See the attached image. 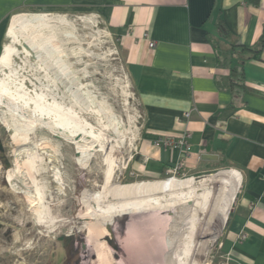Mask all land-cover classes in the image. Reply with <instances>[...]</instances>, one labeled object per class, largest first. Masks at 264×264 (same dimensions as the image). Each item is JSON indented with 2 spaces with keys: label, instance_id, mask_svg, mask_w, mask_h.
<instances>
[{
  "label": "rangeland",
  "instance_id": "1",
  "mask_svg": "<svg viewBox=\"0 0 264 264\" xmlns=\"http://www.w3.org/2000/svg\"><path fill=\"white\" fill-rule=\"evenodd\" d=\"M80 15L27 10L10 21L12 32L0 53V139L9 161L6 165L0 158V264H96L95 253L84 245L83 212L109 205L106 214L91 221L113 227V232H104L117 249L101 239L107 251L100 256L106 261L151 264L139 250L165 239L169 260L163 264H234L221 240L237 188L206 256L197 253L204 231L211 230L208 207L219 209L213 226L225 201L190 190L193 181L232 170L167 174L158 181L126 173L143 118L140 101L116 38L97 17ZM23 43L30 50L18 49ZM25 132L42 146L22 144L29 139ZM29 152L43 159L26 161ZM186 183L180 204L163 203L171 194L140 191ZM124 187L135 190L124 197L131 202L127 210L115 209L122 204L118 199L103 204L105 195Z\"/></svg>",
  "mask_w": 264,
  "mask_h": 264
},
{
  "label": "crops",
  "instance_id": "2",
  "mask_svg": "<svg viewBox=\"0 0 264 264\" xmlns=\"http://www.w3.org/2000/svg\"><path fill=\"white\" fill-rule=\"evenodd\" d=\"M27 10L97 17L108 28L128 64L143 113L126 173L163 178L182 151L157 147L155 139L189 132L191 150L181 173L232 170L190 183L194 194L225 201L213 226L219 209L208 207L211 230L204 231L197 255L206 256L237 188L222 250L234 264H264V49L260 57L244 60L243 86H230L229 66L219 58L232 42L259 40L264 0H0V53L12 17Z\"/></svg>",
  "mask_w": 264,
  "mask_h": 264
},
{
  "label": "bare ground",
  "instance_id": "3",
  "mask_svg": "<svg viewBox=\"0 0 264 264\" xmlns=\"http://www.w3.org/2000/svg\"><path fill=\"white\" fill-rule=\"evenodd\" d=\"M94 23L97 25V27H99L100 25V22H96L97 20L96 19H93ZM25 24V23H24ZM94 29V28H93ZM12 32V29L10 31V34ZM8 47V46H7ZM28 85V83H27ZM28 88V87H27ZM29 89V88H28ZM33 112H38L39 110L37 109H33L32 110ZM36 121L39 120L38 118H35ZM35 121V122H36ZM41 121V120H40ZM35 122L34 123H31L30 126H35ZM38 122V121H37ZM26 135L29 137V139H25L23 142L22 141V144H26V143H31L33 142V140L31 139V135L27 132H25ZM24 137V136H23ZM36 146H40L41 143L39 142H33ZM21 144V145H22ZM38 144V145H37ZM42 146V145H41ZM40 148V147H39ZM38 151V149H37ZM28 153V152H26ZM28 157L25 159L26 161H29V159H32V160H37L36 158L38 157L37 154L33 153V152H29V154L27 155ZM42 158V156H39ZM38 157V158H39ZM43 159V158H42ZM50 161V159H48L47 157L44 158V162L48 163ZM32 162V161H31ZM37 162V161H36ZM38 163V162H37ZM26 164V162H25ZM28 164V168H29V171H30V174H32V177L34 178H37V170H33L30 166V162L27 163ZM42 163L40 164V167H41ZM36 166V165H35ZM42 167H44V165H42ZM37 169V168H36ZM41 169V168H40ZM27 171V172H29ZM30 176V175H29ZM160 183V182H159ZM187 184L189 183H186V184H182V186H179V185H175V186H165V188H162V189H158V187H155V186H158L157 184H154L153 186L155 188H151V189H142L140 191H142V193H153L154 191H161L162 193L160 194H171V196H167L166 198H159V196H155L154 195V198L153 199H163V203H167L169 204L170 202L169 201H175V203L177 204H180L181 202V199L178 197L179 195H182L183 194V190L185 191L186 190V187ZM107 188V187H106ZM118 189V188H117ZM106 190V189H105ZM104 190V191H105ZM116 190V189H115ZM134 188L133 187H130L129 189L128 188H123V189H119V191H112L110 192V194L107 196L105 195L104 199L102 200L103 202L106 201L103 203L105 205V203L110 202V199L114 198V199H118L120 202L122 201V204L121 205H118L115 207V209H120L122 208L121 210H127L125 207L129 206V204H131V202H129V198L128 199H125L124 197H129L131 196V194L135 193L134 192ZM138 191V192H140ZM37 194V192H36ZM141 194V193H140ZM124 195V196H123ZM153 196V195H152ZM124 198V199H123ZM100 200V199H99ZM114 202V201H113ZM161 202V201H160ZM159 202V203H160ZM174 203V202H172ZM87 204V203H86ZM96 204V203H95ZM152 204V203H150ZM157 204V203H156ZM96 205H100L97 204ZM103 205V206H104ZM107 205V204H106ZM141 206V205H140ZM139 206V207H140ZM108 209H110V205L107 206L106 208H100L98 206L96 207H88L84 212H83V215L84 217L82 218L83 219V226L85 227V230H86V241L84 243L85 246L87 247H90L91 250L95 253V259L96 260V264H117L116 261L112 262L111 261H106L103 256H100V252H104V251H107V247L105 246L106 244L104 240L101 241V239L103 238H107L106 236V233L104 232V230L106 232H108V229L105 228V226H102L98 221H96L95 223H91L92 220L94 219H98V217H102L104 214H106V211H108ZM140 209V208H139ZM112 210V209H111ZM98 213H101V214H98ZM86 220V221H85ZM82 227V226H81ZM163 229V228H162ZM169 230V229H168ZM163 231V230H162ZM152 233V232H151ZM155 233V232H154ZM147 234V233H146ZM171 235V234H170ZM150 236V235H148ZM156 236V235H155ZM168 236V235H167ZM171 240V239H170ZM83 245V246H84ZM118 246V245H117ZM143 246V245H142ZM170 246V245H169ZM180 247V246H179ZM167 248H168V242L164 239V242L163 241H160L157 245L151 247V246H148V247H144L143 249L139 250L140 253H142L145 257L147 256V260L149 259L152 263L151 264H154L156 261H160L162 263L163 262H167L169 260V255H168V251H167ZM177 249V248H176ZM175 251V250H174ZM173 252V251H172ZM109 253V252H108ZM111 253H109L110 255ZM141 254V255H142ZM179 255V254H178ZM108 257V256H107ZM144 257V258H145ZM114 259V258H113ZM180 259V258H179ZM92 260V259H91ZM149 261V262H150ZM179 261V260H178ZM91 262V261H90ZM139 262V261H138ZM159 262V263H160ZM182 262V261H181ZM147 263V262H146ZM180 263V262H179ZM137 264H143V263H137ZM148 264V263H147ZM163 264V263H162ZM175 264V263H174ZM181 264V263H180Z\"/></svg>",
  "mask_w": 264,
  "mask_h": 264
},
{
  "label": "trees",
  "instance_id": "4",
  "mask_svg": "<svg viewBox=\"0 0 264 264\" xmlns=\"http://www.w3.org/2000/svg\"><path fill=\"white\" fill-rule=\"evenodd\" d=\"M255 3H258L259 0H252ZM220 27H223L222 24H220ZM224 29H221V33L225 34L223 31ZM230 49H228L225 52L219 51V58L220 63L229 66L230 69V77L231 80H229L230 86H243L244 85V66L243 62L244 60L248 58H258L261 56V53L264 49V31L261 34L259 40L253 44V45H245L242 43L232 42L230 45ZM232 58H237L238 61L236 64L232 65L230 60ZM195 195H200L199 193ZM203 198V197H202ZM203 210H205L203 208Z\"/></svg>",
  "mask_w": 264,
  "mask_h": 264
},
{
  "label": "built area",
  "instance_id": "5",
  "mask_svg": "<svg viewBox=\"0 0 264 264\" xmlns=\"http://www.w3.org/2000/svg\"><path fill=\"white\" fill-rule=\"evenodd\" d=\"M151 45H154V42L151 43ZM190 113L187 112L186 116L189 117ZM190 134L189 132L184 133L179 136L174 135H159L155 141L154 145L157 147H166V148H179L182 151L181 158L176 164L175 167L168 170V175H181V168L184 163L185 158L188 156L191 150L190 145ZM264 194V193H263ZM241 238H245L246 234H242Z\"/></svg>",
  "mask_w": 264,
  "mask_h": 264
},
{
  "label": "water",
  "instance_id": "6",
  "mask_svg": "<svg viewBox=\"0 0 264 264\" xmlns=\"http://www.w3.org/2000/svg\"><path fill=\"white\" fill-rule=\"evenodd\" d=\"M18 49H22V47H25L27 50H30V45H28L27 43H23V46L21 45H17ZM32 52V51H31ZM33 53V52H32ZM79 137H76V139H78ZM106 228L108 229L109 232H113V227L109 224L106 225ZM107 242L109 245H111L114 249H117V245L114 241V238H106Z\"/></svg>",
  "mask_w": 264,
  "mask_h": 264
},
{
  "label": "flooded vegetation",
  "instance_id": "7",
  "mask_svg": "<svg viewBox=\"0 0 264 264\" xmlns=\"http://www.w3.org/2000/svg\"><path fill=\"white\" fill-rule=\"evenodd\" d=\"M4 152H5V148H4V145L2 144V141L0 139V158L3 161V163H5L6 165H9V161L7 160Z\"/></svg>",
  "mask_w": 264,
  "mask_h": 264
}]
</instances>
